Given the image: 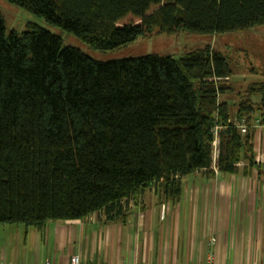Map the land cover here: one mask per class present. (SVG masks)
I'll return each instance as SVG.
<instances>
[{
    "label": "trees",
    "instance_id": "obj_1",
    "mask_svg": "<svg viewBox=\"0 0 264 264\" xmlns=\"http://www.w3.org/2000/svg\"><path fill=\"white\" fill-rule=\"evenodd\" d=\"M108 51L139 37L215 35L264 25V0H6ZM131 15L137 22L120 25ZM6 33L0 12V225L43 231L48 221L103 212L113 221L149 186L177 200L196 171L250 177L264 81L250 84L235 120L227 57L210 46L182 57L99 61L37 25ZM219 125L217 138L213 126ZM216 139V140H215ZM244 160V165L239 166Z\"/></svg>",
    "mask_w": 264,
    "mask_h": 264
},
{
    "label": "crops",
    "instance_id": "obj_2",
    "mask_svg": "<svg viewBox=\"0 0 264 264\" xmlns=\"http://www.w3.org/2000/svg\"><path fill=\"white\" fill-rule=\"evenodd\" d=\"M256 177H225L213 162L209 173L181 178L177 200L149 186L113 221L95 212L48 221L42 232L6 224L0 261L58 264L77 254L99 264H264V182Z\"/></svg>",
    "mask_w": 264,
    "mask_h": 264
},
{
    "label": "rangeland",
    "instance_id": "obj_3",
    "mask_svg": "<svg viewBox=\"0 0 264 264\" xmlns=\"http://www.w3.org/2000/svg\"><path fill=\"white\" fill-rule=\"evenodd\" d=\"M0 12L4 20L6 33L10 31L21 33L28 28V24L37 25L54 34H59L64 46L76 47L89 57L99 61L138 57L148 54L170 55L174 58H179L191 50L210 46L215 51L224 54L228 59L231 75L227 82H229L231 89L222 96V99L228 104L230 119L235 120L239 103L245 102L247 99L256 104L259 102V96L247 97L246 90L250 84L264 81V25L212 36L183 32L174 35L153 34L139 37L117 49L99 51L91 49L74 35L61 31L60 28L47 23L43 18L37 17L28 10L11 4L6 0H0ZM133 21L137 22L131 15H126L119 21V24H128ZM254 119L264 121V109H254L250 120ZM253 132L255 160L262 163L264 161V127L255 128ZM216 155L217 142L215 141L212 152L213 162H215ZM243 165L244 160L242 159L239 166L242 167ZM223 175L227 177L231 174L223 173ZM253 175L257 176L255 171ZM256 179L257 182H264V174L258 175ZM4 225H0V229Z\"/></svg>",
    "mask_w": 264,
    "mask_h": 264
},
{
    "label": "built area",
    "instance_id": "obj_4",
    "mask_svg": "<svg viewBox=\"0 0 264 264\" xmlns=\"http://www.w3.org/2000/svg\"><path fill=\"white\" fill-rule=\"evenodd\" d=\"M234 125L235 127L238 128L239 132L241 134H244L245 130L247 129L248 126H251V127H254V128H258V127H264V121H259L257 119H254L250 122V124H247V122L242 119L240 121H235L234 122ZM220 129V126L219 125H214L213 126V134L215 136V138H217V133ZM216 140V139H215ZM215 142V141H214ZM0 264H14L12 261H7V260H3V261H0ZM46 264H49L46 262ZM58 264H99V263H96V262H84L79 255L77 254H72L67 261L65 262H60Z\"/></svg>",
    "mask_w": 264,
    "mask_h": 264
}]
</instances>
